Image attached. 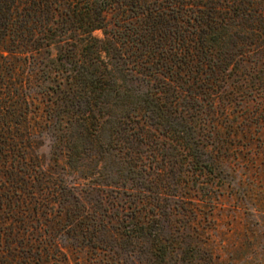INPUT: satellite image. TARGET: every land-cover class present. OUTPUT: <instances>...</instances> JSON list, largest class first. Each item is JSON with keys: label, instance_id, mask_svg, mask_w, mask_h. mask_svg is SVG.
<instances>
[{"label": "trees", "instance_id": "obj_1", "mask_svg": "<svg viewBox=\"0 0 264 264\" xmlns=\"http://www.w3.org/2000/svg\"><path fill=\"white\" fill-rule=\"evenodd\" d=\"M254 56L264 0H0V264H66L56 238L72 231L90 248L107 247L104 232L138 234L156 264L167 247L149 230L154 203L177 197L170 181L221 169L217 106L240 70L252 76ZM32 109L68 166L89 158L94 202L31 153ZM111 192L132 198L118 215Z\"/></svg>", "mask_w": 264, "mask_h": 264}, {"label": "rangeland", "instance_id": "obj_2", "mask_svg": "<svg viewBox=\"0 0 264 264\" xmlns=\"http://www.w3.org/2000/svg\"><path fill=\"white\" fill-rule=\"evenodd\" d=\"M117 15L112 11L107 14L109 28ZM94 36L102 38V33L95 31ZM56 49L48 50L52 57ZM48 58L42 52L37 60L45 64ZM249 62L255 68L252 76L246 77L240 70L217 106L224 141L220 146L226 150L213 156L222 160L221 169L190 174L186 184L170 181L169 194L177 197L157 199V209L143 203L145 212L155 209L161 214L151 221L149 230L158 231L164 241L173 240L171 246L163 241L166 253L163 249L156 252V264H264V56H254ZM35 84L32 96L36 108L41 109L40 93L46 85ZM32 111L31 153L44 170L56 174L64 184L75 185L79 192L87 190L86 197L94 202L97 194L88 185L98 176L89 178L81 173L82 166H91L89 158L82 156L77 167L68 166L50 136L52 130L44 125V114ZM110 194L113 214L118 215L122 205L131 204L132 198L126 195ZM131 222L127 219L126 224ZM104 236L108 240L105 248L78 244L75 231L61 233L56 241L66 264H151L150 244L138 239V234L120 239L108 231Z\"/></svg>", "mask_w": 264, "mask_h": 264}]
</instances>
